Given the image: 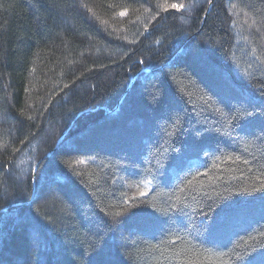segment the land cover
Listing matches in <instances>:
<instances>
[{
    "label": "trees",
    "instance_id": "obj_1",
    "mask_svg": "<svg viewBox=\"0 0 264 264\" xmlns=\"http://www.w3.org/2000/svg\"><path fill=\"white\" fill-rule=\"evenodd\" d=\"M0 264H264V0H0Z\"/></svg>",
    "mask_w": 264,
    "mask_h": 264
},
{
    "label": "snow or ice",
    "instance_id": "obj_2",
    "mask_svg": "<svg viewBox=\"0 0 264 264\" xmlns=\"http://www.w3.org/2000/svg\"><path fill=\"white\" fill-rule=\"evenodd\" d=\"M172 7H174V8H176V7H182V5H179L178 6V5L173 4ZM121 14L123 15L124 13H121ZM205 219H207V217H205Z\"/></svg>",
    "mask_w": 264,
    "mask_h": 264
},
{
    "label": "water",
    "instance_id": "obj_3",
    "mask_svg": "<svg viewBox=\"0 0 264 264\" xmlns=\"http://www.w3.org/2000/svg\"><path fill=\"white\" fill-rule=\"evenodd\" d=\"M63 137H64V135H62V137L60 138V140H61ZM39 163H40V162H38L37 165H36V167H35V170H34L35 172H36V170H37V168H38ZM34 175H35V174H34Z\"/></svg>",
    "mask_w": 264,
    "mask_h": 264
}]
</instances>
